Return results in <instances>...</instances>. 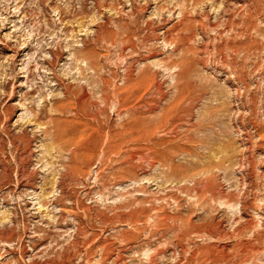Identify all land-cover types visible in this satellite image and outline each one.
I'll return each instance as SVG.
<instances>
[{
  "label": "rangeland",
  "instance_id": "1",
  "mask_svg": "<svg viewBox=\"0 0 264 264\" xmlns=\"http://www.w3.org/2000/svg\"><path fill=\"white\" fill-rule=\"evenodd\" d=\"M262 124L264 0H0V264H264Z\"/></svg>",
  "mask_w": 264,
  "mask_h": 264
},
{
  "label": "bare ground",
  "instance_id": "2",
  "mask_svg": "<svg viewBox=\"0 0 264 264\" xmlns=\"http://www.w3.org/2000/svg\"><path fill=\"white\" fill-rule=\"evenodd\" d=\"M253 9V8H252ZM235 27H236V25H235ZM243 30H245V29H243ZM231 31V30H230ZM240 38V37H239ZM234 39V38H233ZM249 43V42H248ZM228 45V44H227ZM239 46V45H238ZM244 46V45H243ZM247 49V48H246ZM214 50V49H213ZM236 54V53H235ZM90 55V54H89ZM93 57V56H92ZM225 58H226V56H225ZM192 60V59H191ZM185 62V61H184ZM230 62V61H229ZM234 63V62H233ZM183 71V70H182ZM227 72V71H226ZM237 72V71H236ZM144 75V74H143ZM133 79V78H132ZM133 82V81H132ZM131 82V83H132ZM177 84V83H176ZM180 88H182V87H180ZM183 88H184V86H183ZM247 89V88H246ZM188 91V90H187ZM189 92V91H188ZM67 93V92H66ZM183 94V93H182ZM85 97V96H84ZM122 97V96H121ZM186 113V112H185ZM141 118V117H140ZM186 118V117H185ZM262 125H264V124H262ZM264 128V127H263ZM261 130V129H260ZM193 138V137H192ZM264 141V140H263ZM198 148V147H197ZM207 150V149H206ZM158 151V150H157ZM159 155V154H158ZM72 156V155H71ZM232 159V158H231ZM230 160V159H229ZM74 164V163H73ZM76 168V167H75ZM3 169V168H2ZM5 171V170H4ZM9 174V173H8ZM15 177V176H14ZM203 181V180H202ZM53 189V188H52ZM139 211V210H138ZM139 214V213H138ZM133 216V215H132ZM136 219V218H135ZM187 240V239H186ZM187 253V252H186ZM183 255V254H182ZM250 255V254H249ZM253 255V254H252ZM244 262V261H243ZM196 263V262H195Z\"/></svg>",
  "mask_w": 264,
  "mask_h": 264
}]
</instances>
